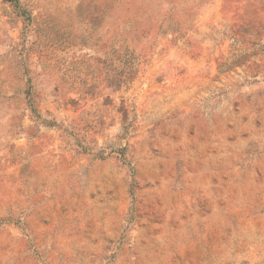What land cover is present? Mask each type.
I'll list each match as a JSON object with an SVG mask.
<instances>
[{
    "label": "rangeland",
    "instance_id": "1",
    "mask_svg": "<svg viewBox=\"0 0 264 264\" xmlns=\"http://www.w3.org/2000/svg\"><path fill=\"white\" fill-rule=\"evenodd\" d=\"M0 264H264V0H0Z\"/></svg>",
    "mask_w": 264,
    "mask_h": 264
},
{
    "label": "trees",
    "instance_id": "2",
    "mask_svg": "<svg viewBox=\"0 0 264 264\" xmlns=\"http://www.w3.org/2000/svg\"><path fill=\"white\" fill-rule=\"evenodd\" d=\"M134 74V73H133ZM132 73L131 75H129L128 77L124 78V81H117V83H115L116 85L120 86L122 83H126V81L128 82L129 80H131L132 78ZM126 80V81H125ZM114 81H110V85L113 84Z\"/></svg>",
    "mask_w": 264,
    "mask_h": 264
}]
</instances>
